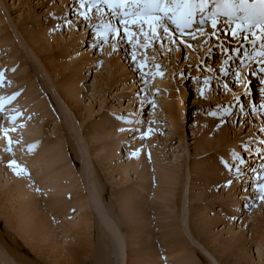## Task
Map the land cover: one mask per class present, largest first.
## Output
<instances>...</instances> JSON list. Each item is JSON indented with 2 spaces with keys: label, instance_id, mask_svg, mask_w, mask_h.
I'll return each mask as SVG.
<instances>
[{
  "label": "rangeland",
  "instance_id": "374dc122",
  "mask_svg": "<svg viewBox=\"0 0 264 264\" xmlns=\"http://www.w3.org/2000/svg\"><path fill=\"white\" fill-rule=\"evenodd\" d=\"M100 7L0 0V264H264V72L224 59L248 31L130 43Z\"/></svg>",
  "mask_w": 264,
  "mask_h": 264
},
{
  "label": "snow or ice",
  "instance_id": "6c2138e0",
  "mask_svg": "<svg viewBox=\"0 0 264 264\" xmlns=\"http://www.w3.org/2000/svg\"><path fill=\"white\" fill-rule=\"evenodd\" d=\"M86 0H81V7L84 6ZM213 7L211 11H207L208 5ZM100 5H107L110 9L113 17H119V23L124 26V34L128 37L129 42H132V38L136 36V33L129 31V25H139L140 32L148 39V33L144 31V25H148V29L151 32L153 38L162 40L165 36L169 39L172 38L170 32L169 23L175 26V30L180 33L181 37L190 36L192 39H196V35L193 32L186 31L190 28L196 20L197 14H200L199 25H204L207 20H211L212 28H217V17H227V23L229 25L235 23L236 27L231 29L233 37H236L240 31H250L252 29H259L260 35L257 36L253 31L252 35L256 39L250 42L255 44L256 40H260V47L264 49V0H91V6L96 7L97 11H103ZM88 19L85 13H81ZM104 32L99 33L98 36H102L107 40V33H114L117 37L120 36V29L111 23L103 25ZM161 30L158 32L157 30ZM196 32L200 35L204 34L203 27H197ZM215 32H213V35ZM247 39V37H245ZM175 42V41H173ZM181 42H184L183 40ZM163 45H161L162 47ZM190 46V45H189ZM135 47V45H134ZM257 55L264 56V51L258 52ZM133 60L136 56L133 54ZM264 63V61H262ZM144 65H141L143 67ZM159 69V65L156 66ZM264 71V68L261 69ZM162 75V73H157ZM227 74V73H225ZM147 75V74H145ZM3 73H0V84L3 83ZM237 79H240V74H236ZM204 83L207 85L208 80L205 79ZM227 88V85H225ZM203 95V89L201 90ZM8 101L14 99L8 97ZM3 107L2 101H0V108ZM13 120L15 117L12 118ZM15 129H11L14 131ZM9 129L4 130L5 137ZM151 132V129L148 130ZM264 132V128L261 129ZM147 133H145L146 135ZM9 146L12 144V140L8 139ZM11 151V147L6 149ZM136 155V153H133ZM234 158H236L234 154ZM10 166H15L14 171L17 175H20L25 169L19 167L16 161H10ZM239 172V169H237ZM231 184L232 181H228ZM260 199L264 200V184H260Z\"/></svg>",
  "mask_w": 264,
  "mask_h": 264
},
{
  "label": "bare ground",
  "instance_id": "6f19581e",
  "mask_svg": "<svg viewBox=\"0 0 264 264\" xmlns=\"http://www.w3.org/2000/svg\"><path fill=\"white\" fill-rule=\"evenodd\" d=\"M239 33V32H238ZM216 67H218V66H216ZM219 70V69H218ZM220 72V71H219ZM194 89H195V87H194ZM178 114H177V109H175V111H173V114H172V117H171V123L173 124V125H176L177 124V120H178V116H177ZM178 128V127H177ZM176 128V129H177ZM12 133V132H11ZM195 135V134H194ZM2 138V137H1ZM264 139V138H263ZM263 151H264V146H263ZM259 152H261V151H259ZM260 157H261V155H260ZM264 163V162H263ZM262 163V164H263ZM17 195V194H16ZM181 245V244H180ZM183 249V248H182ZM78 261V260H77ZM82 261V260H81ZM78 262H80V260L78 261Z\"/></svg>",
  "mask_w": 264,
  "mask_h": 264
}]
</instances>
